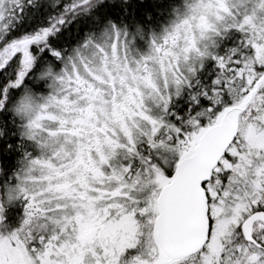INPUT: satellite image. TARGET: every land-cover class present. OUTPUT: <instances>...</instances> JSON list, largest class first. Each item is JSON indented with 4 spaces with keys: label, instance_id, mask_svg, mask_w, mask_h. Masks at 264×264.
<instances>
[{
    "label": "snow or ice",
    "instance_id": "1",
    "mask_svg": "<svg viewBox=\"0 0 264 264\" xmlns=\"http://www.w3.org/2000/svg\"><path fill=\"white\" fill-rule=\"evenodd\" d=\"M0 264H264V0H0Z\"/></svg>",
    "mask_w": 264,
    "mask_h": 264
}]
</instances>
